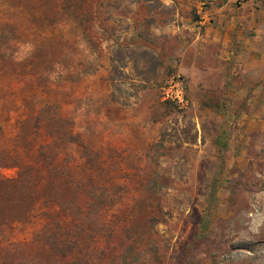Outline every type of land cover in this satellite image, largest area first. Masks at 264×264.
<instances>
[{
	"label": "rangeland",
	"instance_id": "374dc122",
	"mask_svg": "<svg viewBox=\"0 0 264 264\" xmlns=\"http://www.w3.org/2000/svg\"><path fill=\"white\" fill-rule=\"evenodd\" d=\"M201 8L236 47L192 82ZM98 197L93 264H264V0H0V264H75L39 233Z\"/></svg>",
	"mask_w": 264,
	"mask_h": 264
},
{
	"label": "trees",
	"instance_id": "16d2710c",
	"mask_svg": "<svg viewBox=\"0 0 264 264\" xmlns=\"http://www.w3.org/2000/svg\"><path fill=\"white\" fill-rule=\"evenodd\" d=\"M48 155H50L49 159ZM40 157H45L47 160L39 162L38 165L44 166L49 176H53V172L56 170L54 166L56 154H54L53 150L49 149L48 145H45L38 149L37 162L40 160ZM29 169H32V167ZM27 181L25 180V182ZM96 194L97 190H87L88 197ZM94 198H88L84 204H79L77 207L75 206L67 211L69 216L73 218V227L66 229L59 222H51L45 225L39 233L41 241L45 242L53 252L64 253V250H66V255L73 256V262L75 264H93L88 249H90L91 243L96 239L98 234L97 223L101 222V220L99 217L91 219V212L95 207L99 206L100 208L105 203L99 202L101 197L96 198V200ZM84 237H86L87 241L89 240L87 244L83 242ZM19 249L20 246L13 245L9 251L11 253H19Z\"/></svg>",
	"mask_w": 264,
	"mask_h": 264
},
{
	"label": "crops",
	"instance_id": "0c3cea01",
	"mask_svg": "<svg viewBox=\"0 0 264 264\" xmlns=\"http://www.w3.org/2000/svg\"><path fill=\"white\" fill-rule=\"evenodd\" d=\"M188 27L193 32L194 37L190 41H185L186 45L181 55V71L191 78L192 82H195L196 74L199 71L206 70L207 73L209 71L213 73L214 65L212 61H217L219 63L217 65L218 73H227L228 62L234 56L231 48L236 47V38L233 39V34L230 33L224 37L211 38V29H207L205 34H201L202 27L198 25V20L192 25L189 24ZM215 43L222 45V48L218 52H210L209 47ZM223 61H225V66L222 64Z\"/></svg>",
	"mask_w": 264,
	"mask_h": 264
},
{
	"label": "built area",
	"instance_id": "2783aa9c",
	"mask_svg": "<svg viewBox=\"0 0 264 264\" xmlns=\"http://www.w3.org/2000/svg\"><path fill=\"white\" fill-rule=\"evenodd\" d=\"M198 25L204 27L210 23V18L203 14L202 8L198 11ZM162 97L164 102L174 104L179 109H188L190 105L187 94V85L184 77L179 73L169 75L162 87Z\"/></svg>",
	"mask_w": 264,
	"mask_h": 264
}]
</instances>
